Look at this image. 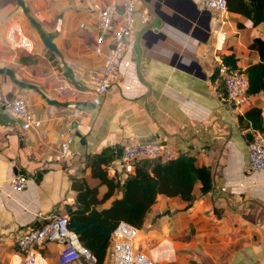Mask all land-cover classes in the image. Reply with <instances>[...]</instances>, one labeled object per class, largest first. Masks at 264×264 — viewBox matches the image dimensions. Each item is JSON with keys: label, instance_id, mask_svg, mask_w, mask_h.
<instances>
[{"label": "crops", "instance_id": "1", "mask_svg": "<svg viewBox=\"0 0 264 264\" xmlns=\"http://www.w3.org/2000/svg\"><path fill=\"white\" fill-rule=\"evenodd\" d=\"M122 1L100 0L117 3L120 11ZM200 1L140 0L121 80L95 107L92 77L103 61L93 52L96 15L89 1L0 0L1 90L28 101L41 121L23 130L0 114V264H11L16 240L28 228L76 207L74 180L99 184L86 168L88 155L113 147L118 160L133 137L196 151V165L210 167L214 177L208 195L200 182L195 185L191 203L158 196L137 249L155 264H264V171L246 173L249 143L238 120L252 108L264 118V98L251 96L236 107L212 82L223 55L234 54L243 71L259 62L248 46L264 39V22L251 27L241 14L200 10ZM154 8L165 21L154 19ZM141 13L148 15L146 23ZM12 22L33 43L32 53L6 44ZM75 108L82 124L74 126V155L62 160L58 134L64 124L58 116ZM18 176L26 179L21 193L10 187ZM40 251L47 264H59V245L48 243ZM111 260L110 248L105 264Z\"/></svg>", "mask_w": 264, "mask_h": 264}, {"label": "built area", "instance_id": "2", "mask_svg": "<svg viewBox=\"0 0 264 264\" xmlns=\"http://www.w3.org/2000/svg\"><path fill=\"white\" fill-rule=\"evenodd\" d=\"M90 8L96 15V44L94 55L101 58L103 66L101 71L92 77L91 104L99 107L104 97L121 80L122 66L127 60L131 45V36L136 23V6L140 0H123L121 11L117 3L102 4L100 0H88ZM200 10H210L224 15L227 13V0H201L198 5ZM143 23L148 21V15L141 13ZM84 23L80 29L85 28ZM223 42L225 35L219 33ZM5 41L12 50H21L32 53L33 43L16 22L7 26ZM218 73L221 76L225 89L226 100L236 107L246 106L249 81L246 74L238 70H230L225 65H220ZM128 89V88H126ZM0 114L10 117L13 121L21 123L23 130L38 127L41 124L34 116L29 102L23 98H11L1 90L0 81ZM64 128L59 131L60 156L62 160L71 158L74 153L71 149L74 125L82 124V112L75 108L70 113L58 116ZM179 151L171 144L162 141H151L145 138L133 137L124 147L122 154L111 166L107 168L110 177L125 179L134 172V162L143 159H158L163 162L177 160ZM264 171V138L260 133L254 134L253 141L249 144V158L246 173ZM26 179L16 177L11 182V190L17 193L24 191ZM69 215L67 212L50 217L39 227L28 228L16 240L17 252L13 255L11 264H47L40 249L48 243L60 246L59 264H73L81 259L88 263L96 264V258L82 246L79 237L68 227ZM141 229L127 222H120L111 234V263L112 264H155L151 257L135 247Z\"/></svg>", "mask_w": 264, "mask_h": 264}, {"label": "trees", "instance_id": "3", "mask_svg": "<svg viewBox=\"0 0 264 264\" xmlns=\"http://www.w3.org/2000/svg\"><path fill=\"white\" fill-rule=\"evenodd\" d=\"M227 8L230 12L241 14L251 23V27L264 22V0H227ZM248 49L258 55L260 60L246 70L238 66L239 59L234 54L223 55L221 64L246 74L249 97L264 98V39H254ZM35 62V59L30 60V63ZM212 82L225 98L226 89L218 68ZM238 120L249 144L257 132L264 138V118L260 108L246 111ZM196 154V151L179 152L177 160L171 162L140 159L134 162L133 174L125 179L110 177L107 173V168L118 158L115 148L107 147L100 153L87 156L86 168L90 169L92 178L97 179L99 184L91 187L84 178L72 182L71 188L77 192V199L76 207H67L68 227L78 235L82 246L96 258V264H105L115 227L124 221L142 229L158 196L179 198L191 203L198 182L201 183L202 195L213 191L211 169L197 166ZM40 179L41 175L36 177L37 181ZM108 202L110 204L106 205Z\"/></svg>", "mask_w": 264, "mask_h": 264}, {"label": "water", "instance_id": "4", "mask_svg": "<svg viewBox=\"0 0 264 264\" xmlns=\"http://www.w3.org/2000/svg\"><path fill=\"white\" fill-rule=\"evenodd\" d=\"M151 15H153L154 19H155V16L156 15L159 19H161L162 21L164 20L165 21V18L159 13L158 9L154 8L153 9V13H151ZM152 22V21H151ZM207 32H208V36L210 35L209 32H210V28L207 27L206 28ZM75 126V125H74Z\"/></svg>", "mask_w": 264, "mask_h": 264}]
</instances>
